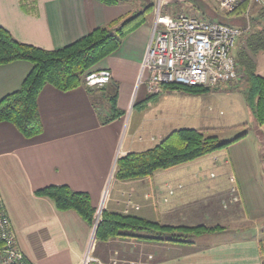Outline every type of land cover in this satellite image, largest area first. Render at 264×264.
Segmentation results:
<instances>
[{
    "label": "crops",
    "instance_id": "0c3cea01",
    "mask_svg": "<svg viewBox=\"0 0 264 264\" xmlns=\"http://www.w3.org/2000/svg\"><path fill=\"white\" fill-rule=\"evenodd\" d=\"M36 1V14L31 15L22 11L19 0H0V27L17 41L44 50L63 48L137 10L132 4L108 6L97 0ZM152 25L153 17L146 18L90 72L108 74L109 83L116 84L117 108L123 116L101 125L98 110L108 108L99 100L103 92H93L97 110L82 81L65 92L51 85L41 89L40 134L24 137L10 123L0 122V196L18 248L30 264H80L90 243L92 228L74 211H58L51 200L34 195L60 185L87 193L95 209L102 203L103 211L164 225L224 228L198 236L192 244L94 239L92 255L101 264H262L258 246L264 237L262 176L239 177L233 167L212 170L208 164L188 162L144 178H114L120 157L150 149L168 135H149L145 140L153 145L145 149L140 147L141 135L124 141L126 135H134L130 117L135 105L141 104L143 111L153 101L147 100L151 94L140 77ZM30 70L27 61L0 65V100L16 91ZM239 179L247 186L240 187ZM233 193L237 201L232 200Z\"/></svg>",
    "mask_w": 264,
    "mask_h": 264
},
{
    "label": "trees",
    "instance_id": "16d2710c",
    "mask_svg": "<svg viewBox=\"0 0 264 264\" xmlns=\"http://www.w3.org/2000/svg\"><path fill=\"white\" fill-rule=\"evenodd\" d=\"M97 1L108 6L135 4L137 11L98 27L73 43L55 50H44L21 43L6 29L0 27V65L15 61H27L31 64V70L20 87L0 100V122L10 123L24 137L40 134L42 123L38 113L37 98L41 89L45 85H51L65 92L80 86L83 78L94 66L117 51L122 40L140 27L146 21V15L153 9V0ZM186 1L193 4L196 2V0ZM36 4V0H19L22 11L31 15L36 14ZM195 7L201 9V5ZM249 24V35L236 53V60L246 84L245 100L257 122L260 126H264V77L256 70L257 58L264 53V9L252 7ZM96 89L103 92L99 100L108 104L106 112L99 111L96 106L98 97L93 95ZM208 91L210 90L207 88H188L178 85L162 87V92H180L189 95H201ZM88 92L94 107L98 110L101 125L123 116L124 112L117 108L116 84L109 83L107 86L95 84L88 87ZM156 96L157 94H151L147 100L155 99ZM242 138L243 136L235 138L232 142H221L216 136H205L203 130H174L152 148L142 152H130L120 157L116 161L114 178L120 181L144 178L157 170L170 169L213 154ZM34 195L48 198L58 211H74L86 224L92 225L96 209L92 206L87 193L76 192L60 185L44 187L35 191ZM223 229L219 225L170 226L129 214L102 211V220L96 228L95 239L98 242H107L114 238H134L147 242L192 244L194 238L198 236ZM258 246L264 264V240H260ZM2 247L3 242L0 241V249Z\"/></svg>",
    "mask_w": 264,
    "mask_h": 264
},
{
    "label": "built area",
    "instance_id": "2783aa9c",
    "mask_svg": "<svg viewBox=\"0 0 264 264\" xmlns=\"http://www.w3.org/2000/svg\"><path fill=\"white\" fill-rule=\"evenodd\" d=\"M229 14L243 10L242 27L209 21L204 17L165 12L168 0H153L151 36L142 60L140 77L149 94H160L164 85L188 88H221L231 85L239 74L235 42L245 41L250 32L252 6L264 9V0H213ZM239 44V43H238ZM237 44V45H238ZM89 87L109 83L108 74L89 73L83 78ZM102 203L92 220V237L80 264H101L93 257L95 231L102 220ZM0 264H30L18 248L16 235L0 196Z\"/></svg>",
    "mask_w": 264,
    "mask_h": 264
},
{
    "label": "rangeland",
    "instance_id": "374dc122",
    "mask_svg": "<svg viewBox=\"0 0 264 264\" xmlns=\"http://www.w3.org/2000/svg\"><path fill=\"white\" fill-rule=\"evenodd\" d=\"M132 5L137 8V5ZM196 5H201V9L198 10ZM252 7L259 8L258 6ZM165 12L170 15L194 14L209 21L223 22L222 24L226 22L238 27L245 24V20L240 18L243 10L229 15L221 11L213 0H196L195 4L186 0H168ZM152 17V12L146 15L148 20ZM238 43L235 42L234 54L237 46L239 50L244 41ZM256 64L257 73L264 77V53L258 56ZM238 72L236 80L231 85L207 88L210 91L201 95L175 92L165 97L156 96L143 111L140 104L136 105L130 117L134 135H126L124 141L132 137L137 139L141 135L144 140L140 142V147L145 149L153 145L145 140L149 138V135L169 134L178 129L203 130L205 136H216L221 142H232L235 138L247 136L245 140L234 143L228 146L229 148L226 147L215 154L204 156L190 163L193 165L208 164L212 170H216L218 166H225L228 169L233 167L235 174L239 177L246 175L259 180L258 177L262 176L264 180V126H260L257 122L252 109L245 100L246 84L243 75L240 71ZM249 184L254 185L255 182L251 181ZM239 186L243 187L247 184L239 179ZM233 196L232 200L237 201L235 193Z\"/></svg>",
    "mask_w": 264,
    "mask_h": 264
}]
</instances>
